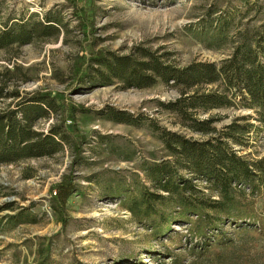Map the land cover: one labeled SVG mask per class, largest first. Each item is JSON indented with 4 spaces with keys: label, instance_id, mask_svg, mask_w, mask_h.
<instances>
[{
    "label": "rangeland",
    "instance_id": "1",
    "mask_svg": "<svg viewBox=\"0 0 264 264\" xmlns=\"http://www.w3.org/2000/svg\"><path fill=\"white\" fill-rule=\"evenodd\" d=\"M46 17L63 22L54 36L0 50V87L5 94L18 93L2 99L0 110H16L18 103L40 93L61 94L77 109L81 137L72 134L69 110L57 107L35 129L45 134L54 126L65 129L71 138L62 151L0 165V264H264V233L248 223L234 224L222 216L216 225L205 226V220L182 219L161 208L173 216L154 229L130 210L144 186L155 192L147 164L167 156L149 120L187 138L206 139L159 106L178 99L175 89L162 82L125 90L120 83L81 85L73 80L75 68L86 66L94 55H126L137 47L169 53L179 67L219 64L233 54L237 40L264 33V0H87L78 11L68 0H0V29ZM108 109L142 116L144 124L110 121L104 115ZM247 115L256 118L254 111L236 108L201 118H219L215 126L222 129ZM247 138L241 155L263 158L264 130L253 129ZM74 142L83 151L78 161ZM67 176L77 191L63 216L53 206L51 188ZM203 195L217 196L210 190ZM256 210L264 215L262 199ZM201 226L204 232L197 231Z\"/></svg>",
    "mask_w": 264,
    "mask_h": 264
},
{
    "label": "trees",
    "instance_id": "2",
    "mask_svg": "<svg viewBox=\"0 0 264 264\" xmlns=\"http://www.w3.org/2000/svg\"><path fill=\"white\" fill-rule=\"evenodd\" d=\"M86 1L68 0V3L78 11ZM62 25V20L55 17L6 24L0 29V50L14 45L23 47L54 36ZM235 43L233 54L219 64L194 62L179 67L170 62L169 53L137 47L126 55H94L86 66L75 68L73 80L81 85L120 83L125 90L151 88L159 82L170 86L178 92V99L159 102V106L177 115L184 127L206 136L204 140L190 139L149 120L150 129L163 143L167 156L147 164L150 165L145 168L147 179L156 193L144 186L141 199L133 200L130 210L139 220L151 222L154 229L159 228L162 220L171 221L173 215L158 210L164 208L174 210L175 216L182 219L205 220V226L216 225L223 216L225 221L248 223L264 233V215L256 210L258 199L263 200L264 209V157L241 155L246 141H250L246 137H250L253 129L264 130V33H259L256 39L244 37ZM4 91L0 87V101L18 97V93ZM57 107L69 110L68 118L74 124L72 134L80 138L75 124L77 109L61 94L40 93L27 103H18L16 110L10 109L11 106L0 110V165L53 157L62 151L65 139L71 138L65 129L54 126L49 134L35 129ZM230 108L252 110L256 118L240 116L222 129L215 126L219 118H201L212 111ZM20 113L22 119L18 118ZM104 115L119 124L135 127L144 124L142 116L125 111L108 109ZM252 120L258 125L249 122ZM73 146L76 160H81V143L74 142ZM204 190L217 196H204ZM76 191L77 185L71 176L51 188L55 193L53 206L63 216ZM216 215L218 219L214 218ZM203 228L198 227L197 231L204 232Z\"/></svg>",
    "mask_w": 264,
    "mask_h": 264
}]
</instances>
